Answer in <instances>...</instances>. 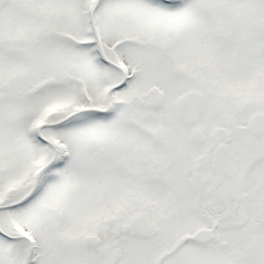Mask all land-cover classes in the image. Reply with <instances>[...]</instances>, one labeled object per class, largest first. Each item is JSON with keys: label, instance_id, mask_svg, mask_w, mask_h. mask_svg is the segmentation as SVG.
Instances as JSON below:
<instances>
[{"label": "snow or ice", "instance_id": "6c2138e0", "mask_svg": "<svg viewBox=\"0 0 264 264\" xmlns=\"http://www.w3.org/2000/svg\"><path fill=\"white\" fill-rule=\"evenodd\" d=\"M0 264H264V0H0Z\"/></svg>", "mask_w": 264, "mask_h": 264}]
</instances>
